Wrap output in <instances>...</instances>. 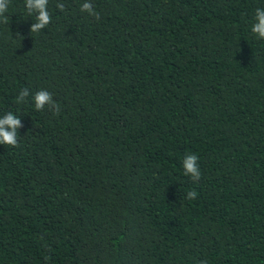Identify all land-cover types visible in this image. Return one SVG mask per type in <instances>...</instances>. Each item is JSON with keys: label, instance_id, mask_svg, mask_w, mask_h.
<instances>
[{"label": "trees", "instance_id": "16d2710c", "mask_svg": "<svg viewBox=\"0 0 264 264\" xmlns=\"http://www.w3.org/2000/svg\"><path fill=\"white\" fill-rule=\"evenodd\" d=\"M83 2L0 23V264H264V0Z\"/></svg>", "mask_w": 264, "mask_h": 264}, {"label": "clouds", "instance_id": "9594fccd", "mask_svg": "<svg viewBox=\"0 0 264 264\" xmlns=\"http://www.w3.org/2000/svg\"><path fill=\"white\" fill-rule=\"evenodd\" d=\"M10 0H0V23L8 24L9 16L5 15L8 12ZM24 7L28 15H35V22L30 25L29 31L38 33L46 28L51 23V14L48 10V0H24ZM55 7L60 11H66L65 3H56ZM81 12H87L95 19H100V14L96 10L91 0H84L80 5ZM251 32L261 40H264V8H256L251 25ZM32 95L35 109L42 111L45 106L57 115L60 112V105L53 99L52 93L46 89H40L34 94H31L29 89L24 88L19 91L16 97L17 103H26L27 98ZM22 122L17 115L9 111L3 116H0V144H6L13 147L18 146V132L17 129L22 127ZM199 157L194 153L186 154L182 161L184 174L190 176L195 182L201 177V171L198 163ZM197 192L193 189L186 193L187 199H195ZM199 264H207V261L201 260Z\"/></svg>", "mask_w": 264, "mask_h": 264}]
</instances>
